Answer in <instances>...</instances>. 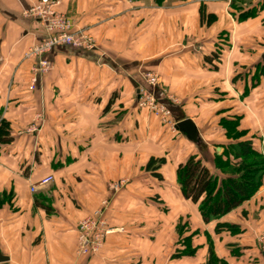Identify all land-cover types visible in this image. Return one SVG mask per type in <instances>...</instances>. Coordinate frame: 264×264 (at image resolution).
Listing matches in <instances>:
<instances>
[{"label":"crops","instance_id":"obj_1","mask_svg":"<svg viewBox=\"0 0 264 264\" xmlns=\"http://www.w3.org/2000/svg\"><path fill=\"white\" fill-rule=\"evenodd\" d=\"M35 1L0 0V108L12 136L0 145V264H209L211 248L227 264H262L264 184L205 221L177 168L198 154L224 177L214 161L230 142L223 119L264 144V0H62L95 47L55 46L33 89L25 52L47 36L24 15ZM147 71L175 120L196 123L197 141L138 106ZM153 157L166 159L160 176ZM104 200L113 231L98 254L78 255L79 221Z\"/></svg>","mask_w":264,"mask_h":264},{"label":"trees","instance_id":"obj_2","mask_svg":"<svg viewBox=\"0 0 264 264\" xmlns=\"http://www.w3.org/2000/svg\"><path fill=\"white\" fill-rule=\"evenodd\" d=\"M252 14V13H250ZM250 14H245L248 16ZM204 8L201 19H207ZM212 21V17H208ZM218 56V55H214ZM221 125L226 130L230 142L221 154L215 155V166L224 174L221 179L203 163L198 154H192L177 168L178 183L185 197L198 204L205 221L219 219L233 209L250 200L264 184V150L257 144L256 136L246 137L239 129V120L223 119ZM12 140L10 123L3 117L0 108V145ZM166 162L165 158H151L147 168L160 176L156 170ZM7 200L6 193H0V206ZM195 248L179 251L192 254ZM209 264H227L220 260L211 248Z\"/></svg>","mask_w":264,"mask_h":264},{"label":"built area","instance_id":"obj_3","mask_svg":"<svg viewBox=\"0 0 264 264\" xmlns=\"http://www.w3.org/2000/svg\"><path fill=\"white\" fill-rule=\"evenodd\" d=\"M62 0H37L24 11V15L41 21L46 29L47 36L40 42L30 46L25 52L26 59H35L31 87L34 89L38 82V77L47 73L52 64L44 58V55L57 45H72L86 49L95 47L94 40L85 30H75V21L67 14L58 10ZM148 86L139 89L138 106L147 109L150 113L159 117L164 123L176 126L172 110L162 103L153 90L161 84L160 76L154 71L144 73ZM54 181V176L47 175L35 182L31 191L36 192L42 187H47ZM126 184V180L113 182L110 187L113 191H118ZM108 201H102L100 207L91 214L82 218L78 224V245L77 253L81 256H93L103 248L106 237L113 231L108 225L105 215ZM264 251V236L262 239ZM262 264H264V259Z\"/></svg>","mask_w":264,"mask_h":264},{"label":"water","instance_id":"obj_4","mask_svg":"<svg viewBox=\"0 0 264 264\" xmlns=\"http://www.w3.org/2000/svg\"><path fill=\"white\" fill-rule=\"evenodd\" d=\"M177 129L185 132L187 136L194 140H198V129L196 123L191 118H186L179 121L176 125Z\"/></svg>","mask_w":264,"mask_h":264},{"label":"rangeland","instance_id":"obj_5","mask_svg":"<svg viewBox=\"0 0 264 264\" xmlns=\"http://www.w3.org/2000/svg\"><path fill=\"white\" fill-rule=\"evenodd\" d=\"M211 1H223V0H211ZM224 1H230V0H224ZM231 1H235V0H231ZM205 22V20H204ZM89 36H92L90 33H87ZM94 38V37H93ZM259 145H262L261 148L264 150V144L263 141H261V143ZM122 180V179H120ZM259 190V189H258Z\"/></svg>","mask_w":264,"mask_h":264}]
</instances>
